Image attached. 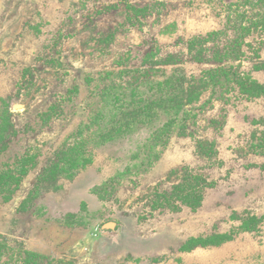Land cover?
Masks as SVG:
<instances>
[{"label":"rangeland","instance_id":"rangeland-1","mask_svg":"<svg viewBox=\"0 0 264 264\" xmlns=\"http://www.w3.org/2000/svg\"><path fill=\"white\" fill-rule=\"evenodd\" d=\"M4 170L7 260L264 264V0H0Z\"/></svg>","mask_w":264,"mask_h":264},{"label":"trees","instance_id":"trees-1","mask_svg":"<svg viewBox=\"0 0 264 264\" xmlns=\"http://www.w3.org/2000/svg\"><path fill=\"white\" fill-rule=\"evenodd\" d=\"M181 92L182 93H187L185 91H181ZM199 94H201V93L197 89V93L195 91L194 97L195 98H198L199 97ZM150 111H152V115H153V113L155 112V109H150ZM150 111H148V114H149V116H152V115H150ZM184 112H185V110H184ZM176 114L178 116L175 117L176 119L173 121L174 123L180 121V119H179V113L177 112ZM184 114H187V113H184ZM174 123H172V124L175 125ZM96 124H93V125L95 126ZM93 125H92V127H94ZM2 172L3 173L0 174V176H2V177L3 176L4 177L8 176L10 178H12V177L14 179L16 178L15 179L16 181H21L22 180V177L21 178L18 177V174H15L13 170H10L8 172H6V170H4ZM25 174H26V172H25ZM5 188H6V186H5ZM187 204H190V202L187 201ZM7 249H8L7 241L4 240V239H2L0 241V264H12V262L15 261V260L17 261V262H15V264H41L39 260H41V262L44 263V261L47 258L45 255H42L40 253L31 251V250H22L21 248H19L18 250H14V249L12 250L11 249L13 252H16L17 251L16 254H19V256L17 257V259H14L13 258L14 255H12L11 259L7 260V253H8ZM20 249L22 251H20ZM46 263H49V262L47 261Z\"/></svg>","mask_w":264,"mask_h":264},{"label":"water","instance_id":"water-1","mask_svg":"<svg viewBox=\"0 0 264 264\" xmlns=\"http://www.w3.org/2000/svg\"><path fill=\"white\" fill-rule=\"evenodd\" d=\"M104 227L105 228H114L115 227V223H107Z\"/></svg>","mask_w":264,"mask_h":264}]
</instances>
